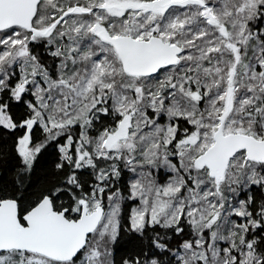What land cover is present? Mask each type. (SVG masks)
I'll list each match as a JSON object with an SVG mask.
<instances>
[{"label": "snow or ice", "instance_id": "1", "mask_svg": "<svg viewBox=\"0 0 264 264\" xmlns=\"http://www.w3.org/2000/svg\"><path fill=\"white\" fill-rule=\"evenodd\" d=\"M0 129V264H264V0H0Z\"/></svg>", "mask_w": 264, "mask_h": 264}, {"label": "trees", "instance_id": "2", "mask_svg": "<svg viewBox=\"0 0 264 264\" xmlns=\"http://www.w3.org/2000/svg\"><path fill=\"white\" fill-rule=\"evenodd\" d=\"M21 108L22 106L14 103L12 111L14 114L18 115L21 111ZM21 134V131L9 132L7 130L0 129V173L3 174L4 182H9L12 179L17 167L19 166V158L14 152V141L15 138ZM41 135V130L39 128H36L33 136L36 139H39ZM58 159L59 154L53 145H50L38 157L34 165V170L31 173V188L29 189L30 192L38 191L40 188L48 185L49 182L53 180L55 164L58 162ZM127 176L128 174L125 173L124 180L121 181V184H124L126 182ZM257 195L259 194L257 193ZM25 196L26 200L31 198L27 194H25ZM146 244V239L137 238L134 234L128 232L127 228L125 227V230L121 232L119 242L115 246L114 256L117 264H119V261L122 257H126L127 255H129V253L134 254L141 249H144L146 251Z\"/></svg>", "mask_w": 264, "mask_h": 264}, {"label": "rangeland", "instance_id": "3", "mask_svg": "<svg viewBox=\"0 0 264 264\" xmlns=\"http://www.w3.org/2000/svg\"><path fill=\"white\" fill-rule=\"evenodd\" d=\"M242 198V197H241Z\"/></svg>", "mask_w": 264, "mask_h": 264}]
</instances>
